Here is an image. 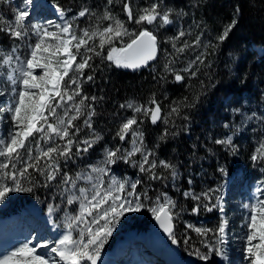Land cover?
Returning <instances> with one entry per match:
<instances>
[{"label":"snow or ice","instance_id":"obj_1","mask_svg":"<svg viewBox=\"0 0 264 264\" xmlns=\"http://www.w3.org/2000/svg\"><path fill=\"white\" fill-rule=\"evenodd\" d=\"M0 3L7 4L10 0H0ZM117 4L126 20L113 12ZM22 5L13 8L11 19L0 15V33L14 42L9 50L0 49V98H5V103L0 104V123L9 124L7 134L0 135V201L11 192H33L36 187L49 188L58 181L65 206L49 204L48 214L51 217L58 211L64 212L63 231L54 240L38 239L35 243L26 240L0 256V264H98L101 249L114 225L126 213L142 210L151 213L172 243L177 244L175 221L180 215L176 211L177 202L164 191H159L155 197L147 188L140 191L141 179L132 181L117 177L113 174V166L122 161L138 167L150 181L165 179L157 171L163 169L175 179L176 166L156 158L155 148L159 145L148 147L141 125L145 119L152 125L162 122L165 128L159 141L177 135L168 125L172 118L181 116L184 108L195 106L187 97L174 101L166 115L155 94L143 104L135 101L121 104V109H129L132 114L122 119L115 132L114 139L118 138L120 144L105 146L101 159L74 176L62 171L61 161L65 164L74 161L103 140L93 126L98 98L86 94L84 89L86 83L94 81V75L86 74V70L94 69L96 59L133 71L148 67L158 58L161 41L144 25L163 29L173 24L174 15L179 17L185 13L167 7L164 0H149L146 6L138 8L132 0H106L102 12L82 7L71 19L65 18V10L58 4L54 5L63 22L48 20L41 24L30 20L33 0H22ZM86 17L89 25L79 27L76 21ZM129 25L137 27L130 28ZM235 25L233 20L214 37L215 42L208 40L207 43L200 35L189 41L185 39L189 33L177 31L164 42L171 45V52L165 54L163 74L159 79L167 80L171 75L176 83H182L186 78H197L202 68L211 66L209 50L215 51ZM32 37H35L34 42ZM190 50L198 51L194 58L177 68L181 57ZM232 112L243 120L264 121V116H257L255 112L246 116L238 107ZM172 127H175L174 123ZM223 127L231 130L235 126L225 123ZM85 128L89 132L81 138ZM214 143L233 152L236 150L231 135L215 139ZM138 154L139 159L136 158ZM250 159L254 164H264V137ZM39 178H43V183ZM183 195L196 202L191 208L192 213L199 212L202 201L211 202L209 192L186 191ZM254 197V203L244 206L249 214L242 225L246 229L243 259L246 264H264V180L255 187ZM220 200L216 197L215 204L203 206L207 211L219 207L223 213ZM77 204L78 208L70 211ZM220 219L215 232L191 223L185 225L201 238H207L210 233L216 238L214 242L201 240L207 253L194 249L193 254L202 261H208L211 253L221 258L225 256L222 246L228 221L223 216ZM187 243L188 239H185ZM41 249L48 250L47 254H41Z\"/></svg>","mask_w":264,"mask_h":264},{"label":"trees","instance_id":"obj_2","mask_svg":"<svg viewBox=\"0 0 264 264\" xmlns=\"http://www.w3.org/2000/svg\"><path fill=\"white\" fill-rule=\"evenodd\" d=\"M47 1L58 4L65 12L70 9L71 13L83 6L80 0ZM167 1L180 6L176 7L188 13L189 17L196 19L199 26L205 27L213 42H215L214 37L227 24L233 20L236 21L229 37L219 44L215 51L209 50L211 55L208 57V62L211 66L202 68L197 78H186L182 83H176L171 75L167 77V80H160L161 75L151 78L150 73H146L145 69L130 72L119 69L106 60L96 59L94 69H88L89 73L94 75V81L88 83L86 91L88 95H95L98 98L95 104L97 115L94 117V123L105 131L115 113L125 112L120 105L134 95L144 96L146 93H153L156 98H159L162 89L167 88L169 96L166 103H169V98L180 101L185 97L194 103V107L184 108L179 118H172L168 127L177 135H170L164 141L158 140L165 128L162 122L152 125L145 119V123L141 125L145 131V143L148 147L153 148L159 145L155 148L156 158L174 164L178 175L174 186L168 183L172 179L171 176L163 169H158V173H162L166 178L157 181L148 179L146 185L151 196H156L159 191L168 192L177 200L178 207L183 208L189 216L196 219H211L210 221L213 220L218 227L220 222L218 207L207 211L203 205L215 204L219 190L214 188L219 187L225 181V175H232L237 168H242L245 164L221 162L228 160L245 162L246 160L241 161L243 160L241 157L248 159L249 153L244 150L249 141L245 143V139L237 136L233 141L236 150L229 152L223 150L222 145L215 144L214 140L216 133H220L223 125L231 121L230 111L233 108L240 107L245 102L256 106L264 104V0ZM95 2L96 0H90L88 6L93 7ZM115 12L120 18L126 20L119 5ZM0 35L5 34L0 33ZM256 48L262 49L263 52L259 53ZM230 55H236L238 58L231 70L225 68L224 64ZM156 75L157 73L153 76ZM163 83L167 84L163 86ZM197 96H199L198 100H196ZM184 116L188 119H183ZM173 123L175 127H172ZM117 141L118 138H116ZM100 147L101 143H98L88 154L76 158L74 160L76 163L67 162L65 164L61 161L62 171L75 175V166H82L88 162V158ZM39 182L43 183V178H39ZM57 185L58 181L53 182L49 188L36 187L33 192L43 201L50 198L49 193H53L52 202L65 206L61 189ZM185 190H192L196 194L209 192L211 202L202 201L199 212L192 213L191 208L196 202L182 196L181 192ZM27 194L28 201L25 204L29 203L33 197L30 196L32 192H24L21 197L24 198ZM7 207L8 203H0V217L13 212V210L5 211ZM41 210L44 212L45 207H41ZM229 210L230 207L227 206L228 214ZM53 219L60 224L57 213ZM142 229L145 231L147 228L143 226ZM230 231H232L231 228ZM176 238L178 243L174 245L178 247L181 256L191 258L197 264L198 261L193 258L195 246H191L190 253L185 252L186 245L190 249L188 243L189 245L193 243L191 239H188V243L185 244V235H180V237L176 235ZM170 242L172 243L171 240ZM233 256L235 259L238 258L235 254Z\"/></svg>","mask_w":264,"mask_h":264},{"label":"rangeland","instance_id":"obj_3","mask_svg":"<svg viewBox=\"0 0 264 264\" xmlns=\"http://www.w3.org/2000/svg\"><path fill=\"white\" fill-rule=\"evenodd\" d=\"M61 1V0H59ZM90 0H80L82 7H88L94 11L102 12L103 6L106 2V0H96L93 7L88 6ZM149 2V0H132V3L134 7H144L146 6V3ZM164 3L167 7H171L175 9L176 12H184V10H181L177 7H180L178 5H173L171 3H168L167 0H164ZM61 4V3H60ZM54 4L50 1L46 0H33V5L30 7L29 11L31 13L30 20L32 22L46 24L48 20L53 21L54 23H62L60 19L59 13L56 11V8L54 7ZM119 4H117L118 6ZM20 6L22 7V0H10V3L3 4L0 3V15L5 16L8 19L13 18V8ZM117 6L113 9V12L116 14L115 10ZM177 6V7H176ZM81 7V8H82ZM80 10V8H79ZM78 10V11H79ZM76 11V12H78ZM71 13L70 11L65 12V18L71 19L72 16L76 13ZM185 15L183 16H173V24L167 26L163 29H157L152 26L144 25V27L149 28L152 30L161 41V46L158 52V58L156 61L150 66L145 68L144 71L146 73H150L151 78H155L158 75L163 74V65L165 63V54L167 52H171V45L168 43H164L169 37L175 35L177 31L184 30L186 33H189L185 37V39L192 41L195 39L197 35L201 36V39L207 43L208 40H211L210 33L206 30V28L199 26V24L196 22V19H193L192 17H189L190 15L186 12H184ZM56 15H58V18H56ZM123 19V18H122ZM81 22V23H80ZM76 23L79 25V27H87L90 23L89 19L82 18ZM130 28H136L135 25H129ZM34 42L35 37L31 38ZM14 42L10 40L6 35H0V49L9 50L13 46ZM254 48V47H253ZM259 53H262V49L256 48ZM196 51L198 50H190L187 52L183 57H181L180 62L176 64V67L179 68L183 66L184 63L187 62V60L194 58ZM237 56L236 55H230L227 57L225 61V68L232 69L233 66L237 63ZM156 76H153L156 74ZM86 74H90L88 70H86ZM165 82V81H163ZM167 83H163V86H165ZM88 83L84 85L85 93L86 86ZM153 95V93H146L144 96L142 95H134L131 96L128 100L124 102L129 101H135L138 104H143L148 101V99ZM169 96V91L166 89H162L161 95L158 99V101L161 103L163 107V113L166 115L173 102L176 101L175 99L169 98V103H166L167 98ZM228 98V97H227ZM5 103V98H0V104ZM241 112L246 116H251L253 112L256 113L257 116H264V104H261L259 106L250 104V103H242L240 105ZM125 112L121 114H114L112 119L109 121V126H107L106 131L103 130V128H100L99 125H96L94 123L93 119V126L95 130L103 136V140H101L99 143H101L100 149H97L95 152H93V155L88 158V162L82 164V166H75V174L81 169H86L88 165L95 163L97 160L101 159L103 148L105 146L112 147L114 145L120 144V141L118 140L116 142L115 132L118 128V125L122 121L123 118H127L131 116V110L124 109ZM232 114V119L229 123L230 125H234L231 130L225 129L224 127L220 130V133H216V139L218 138H224L226 135H231L233 137V141L237 136H240L241 138L245 139V143L248 140L249 144L245 146V152L249 153L248 159L245 157H241L245 162H240V160H228L221 163H245L243 164L242 168H237V170L232 175H225V181L221 183L219 187H215L214 189L219 190V194L217 197H220V205L223 207L224 212L221 213L219 211L218 207V215H219V221L221 222V216H223L227 221L228 225L226 228V237H225V243L222 246L225 252V256L223 258L215 256L214 253L209 254V260L208 261H202L198 259L194 254L193 258L198 261L197 264H246V261L243 259V247H244V233L246 232V229L242 227V225L245 223L246 218L248 216V209L244 206L246 204L254 203L255 197H254V189L258 185V182L261 180H264V171H261L262 168H264V164H254L252 160L250 159L252 152L255 150V148L258 146L259 140L264 137V121L257 120L253 118L252 120H243L241 116L234 115L232 110L230 111ZM243 120V122H242ZM82 125V120L79 122ZM9 127L8 122L0 123V135H6L7 129ZM88 129H83L81 133V138L86 136L88 134ZM124 147H127V145H124ZM223 150H227L229 152H232V149L226 148L223 146ZM139 159V154L136 157ZM69 163H76L75 161H69ZM62 164V163H61ZM113 174L117 177H127L132 181H135L136 179H141L146 177L143 174L139 172L138 167H133L129 164H125L122 161L119 162L117 165L113 166ZM74 176V175H73ZM178 180V175L175 179H170L168 183H172L175 186V181ZM148 177H146L144 180H142V184L139 185V190L144 191L145 188H147ZM81 185H83V182H79ZM148 189V188H147ZM192 190H185L182 191V196L184 197V192ZM165 192V191H164ZM24 192H11L9 193L3 201H0L1 204L8 203V207L5 211L13 210L14 213L10 214L8 217L12 216H19L22 215V218L19 220V222L14 221V223H10L12 225H8L9 229L6 232L5 238L11 237L14 241H18L19 237H15V231H21L23 229H27V234L25 235V239L22 241L25 242L26 238L33 240V242H37V240H54L58 238V236L62 233L63 230V217L64 212L58 211V220L60 223H62V229L57 227L58 223H55L53 220H51V217L49 214H47V217H43L38 212V208L45 207V212L48 213V206L49 204H54L52 200H54V194L49 193L50 198H48L46 201H43V199L38 196L35 192H32L30 196H33L31 201L27 204H25L27 200V195H25L24 198L21 196ZM174 201L175 200L172 195L168 192H166ZM37 195V196H36ZM155 197V196H154ZM229 198V199H228ZM61 206V208H64L62 204H58ZM227 206L230 207L229 214L227 212ZM78 208V204L74 205L70 211H73ZM180 207H177L176 211L180 212V215L178 219L175 221V227L176 235L180 237V235H185L186 239H191L193 242L192 245L188 246L190 249L185 247V252L190 253L191 246H195V249H199L201 253H207V249H205L202 246L201 240L202 239H208L210 241H215V236L210 233L207 238H201L196 235V233L188 230L185 228V225L188 223H191L195 226H201L210 228L215 232L217 229L214 221L206 220V219H196L192 218L187 214L185 210L180 211ZM35 213L39 216V218L35 215ZM18 214V215H16ZM15 215V216H14ZM41 217V218H40ZM5 219V218H4ZM18 220V218H17ZM2 221V219L0 220ZM154 219L147 210H142L139 213H126L123 217L119 219V222L116 223L113 227V232L111 236L107 238L106 243L104 244L103 248L101 249V259L100 264H106L108 261L110 264H196L194 261H192L190 258H183L177 247L174 245H171L169 242V237H161L168 245L173 246L177 251V262L173 263L172 260H162L158 254H155L154 251L148 249L146 244H143L145 238H149L151 234V229L154 224ZM210 221V222H209ZM17 222V223H16ZM219 222V223H220ZM21 223V224H20ZM53 227V231L49 230V226ZM219 225V224H218ZM235 225V227L233 226ZM22 226V227H20ZM146 226L147 229L143 231L142 227ZM28 227V228H27ZM7 228V227H6ZM5 228V230H6ZM230 228L232 231H230ZM21 229V230H20ZM29 230V231H28ZM13 232V233H12ZM30 235V236H29ZM24 238V235H22ZM144 236V237H143ZM31 237V238H30ZM131 237V239H130ZM22 238V239H23ZM137 239L139 243L133 244V240ZM184 239V238H183ZM185 240V239H184ZM7 239H4L3 242H6ZM21 241L16 242L13 247H11V250H13L16 247H19V245H16L20 243ZM124 242V248L120 250L117 248L119 244H122ZM130 244V245H129ZM0 245H2V240H0ZM41 254H47L48 250L41 249L39 250ZM236 255L238 258L235 259L233 255ZM103 258L105 261L103 262ZM160 258V259H159Z\"/></svg>","mask_w":264,"mask_h":264},{"label":"bare ground","instance_id":"obj_4","mask_svg":"<svg viewBox=\"0 0 264 264\" xmlns=\"http://www.w3.org/2000/svg\"><path fill=\"white\" fill-rule=\"evenodd\" d=\"M35 215L37 217H39L36 213H35ZM17 218H18V220H17ZM21 218H22V215L20 214L19 216L11 217L9 219H2V221H0V240H4L3 235L6 232L5 228L8 227V225H12V224H9V222L10 223L11 222L14 223V221L19 222V220ZM20 227H22V226H20ZM49 227L50 228L47 231V233L54 230L51 225ZM23 234H24V238L22 236ZM26 234H27V229L22 228V230L19 232L15 231L14 235H15V237H19L18 241H23L25 239ZM161 237L162 236H156V235L152 234L149 236V238L144 239L143 244H146L148 249L154 251L155 254H158L162 260H172L173 263L177 262V255L178 254H177L176 249L173 246L168 245L163 239H161ZM6 239H7V241L3 242L1 247H0V256H2L4 253H6L16 242H18V241H14L11 237H8ZM130 239H131V237H130ZM26 240H27V238H26ZM137 243H139L138 240L134 238L133 244H137ZM117 248L122 250L124 248V242L122 244H119V246ZM104 261H105V259L103 258V262ZM106 264H110V263L107 261Z\"/></svg>","mask_w":264,"mask_h":264},{"label":"water","instance_id":"obj_5","mask_svg":"<svg viewBox=\"0 0 264 264\" xmlns=\"http://www.w3.org/2000/svg\"><path fill=\"white\" fill-rule=\"evenodd\" d=\"M152 62H154V61H152ZM152 62H150V64H151ZM144 68H145V67H144ZM141 69H143V68H141ZM127 70H129V69H127ZM131 71H133V70H131ZM152 233H153L154 235H156V236H167V235L162 231V229L159 227V225L156 223V221H154V224H153V226H152ZM98 264H99V261H98Z\"/></svg>","mask_w":264,"mask_h":264}]
</instances>
